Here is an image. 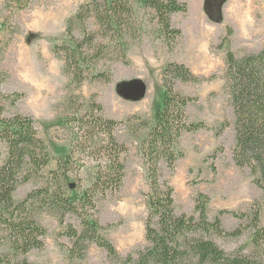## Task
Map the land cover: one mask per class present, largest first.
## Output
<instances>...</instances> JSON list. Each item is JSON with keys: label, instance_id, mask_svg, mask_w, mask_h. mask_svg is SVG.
I'll list each match as a JSON object with an SVG mask.
<instances>
[{"label": "rangeland", "instance_id": "1", "mask_svg": "<svg viewBox=\"0 0 264 264\" xmlns=\"http://www.w3.org/2000/svg\"><path fill=\"white\" fill-rule=\"evenodd\" d=\"M129 1L135 27L126 37L125 59L121 45L103 39L95 19H88L85 27L97 34V40L87 53L92 55L101 45L105 50L87 71L84 84L76 87L66 72L64 53L55 52V46L67 42L69 21L91 0H0V117L21 114L32 118L39 138L50 151L65 152L72 142V131L60 125L62 120L78 111L83 115L96 103L103 107L106 118L124 121L136 117L152 122L163 98L164 69L171 63L185 65L203 81L177 82L176 89L196 99L187 111L189 121L203 122L211 130L183 135L178 148L184 156L174 171L160 164L162 181L174 188L177 215L198 217L196 200L204 194L211 199L207 209L211 222L220 217L226 231L240 225L245 228L239 238L214 233H198L195 237L214 241L228 254L243 249L244 254L252 256L251 222L233 213L250 215L252 208L258 207L263 227L264 190L254 184L250 168L240 169L234 162L235 114L225 74L228 50L238 59L264 50V0H179L187 4L188 11L171 17L173 28L182 32L175 40L161 33L154 10L144 7L143 0ZM229 28L233 30L231 45L221 48ZM83 31L82 25H76L74 35L83 39ZM99 73L110 75L111 81L94 80ZM132 123L135 134L127 126L115 133L129 149L124 185L97 202L98 218L106 228L103 234L121 258L136 255L149 245L147 169L136 138H145L149 131L139 132L138 120ZM225 125L226 129L219 132ZM7 152V144L0 141V163ZM43 184V179L34 178L19 185L15 200L23 201ZM38 220L48 234L44 246L27 255L31 264H118L96 245L90 246L84 260L70 258L68 249L73 243L63 235L65 228L58 219L45 212ZM66 224L80 229L75 216H68ZM155 224L158 227L157 220Z\"/></svg>", "mask_w": 264, "mask_h": 264}, {"label": "trees", "instance_id": "2", "mask_svg": "<svg viewBox=\"0 0 264 264\" xmlns=\"http://www.w3.org/2000/svg\"><path fill=\"white\" fill-rule=\"evenodd\" d=\"M142 4L154 10L166 38L175 40L182 35L181 30L173 28L171 17L187 13L186 3L143 0ZM90 18L100 27L103 39L116 40L121 45L124 59L128 49L126 37L135 27L134 9L129 0H91L79 9L69 21L67 42L55 46V52L64 53L66 72L76 87L84 84L87 71L105 50L101 45L92 55L87 53L97 40V34L89 33L85 27ZM76 25L83 26V39L74 35ZM232 35L233 30L229 28L221 48L231 45ZM226 65L225 79L235 114L234 162L240 169L250 168L254 184L264 190V50L240 59L228 50ZM162 75L163 98L152 122L136 117L124 121L109 119L102 115L103 107L94 103L85 114L78 111L60 122L72 131V142L65 152L50 151L39 138L32 118L21 114L0 117V141L6 143L8 149L5 161L0 163V264H31L27 255L42 248L48 234L38 220L45 212L58 219L65 228L63 235L72 240V247L68 249L72 259L84 260L90 246L96 245L118 264H264L260 208L254 206L250 215L233 213L236 218H247L251 222L252 256L244 254L243 249L228 254L214 241L194 236L214 233L239 238L245 230L240 225L226 231L220 217L211 222L207 214L209 196H198L195 206L198 217L176 214L175 191L162 181L160 164L165 163L174 171L184 156L178 148L183 135L211 128L203 122L189 121L187 111L196 99L176 89L177 82L197 84L203 80L178 63L167 65ZM93 79L111 81L110 75L104 73L94 75ZM134 120L139 122V132L149 131L145 138L136 136L147 169L150 216L146 222V240L149 245L136 255L121 258L103 234L106 228L98 218L97 202L119 192L124 185L129 149L115 133L119 127L127 126L135 134L131 126ZM34 178L43 179V187L33 190L23 201H16L14 194L18 186ZM70 215L78 219L80 229L66 224Z\"/></svg>", "mask_w": 264, "mask_h": 264}]
</instances>
